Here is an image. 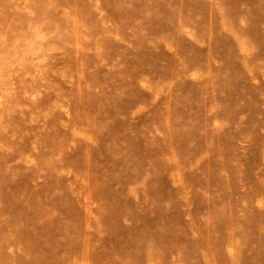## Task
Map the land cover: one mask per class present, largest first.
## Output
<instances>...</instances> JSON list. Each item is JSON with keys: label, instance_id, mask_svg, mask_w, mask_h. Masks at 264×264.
<instances>
[{"label": "rangeland", "instance_id": "374dc122", "mask_svg": "<svg viewBox=\"0 0 264 264\" xmlns=\"http://www.w3.org/2000/svg\"><path fill=\"white\" fill-rule=\"evenodd\" d=\"M0 264H264V0H0Z\"/></svg>", "mask_w": 264, "mask_h": 264}]
</instances>
